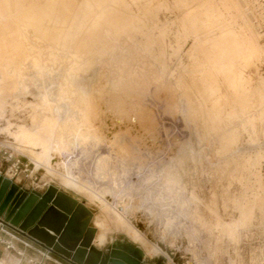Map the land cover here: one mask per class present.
<instances>
[{
  "label": "rangeland",
  "instance_id": "rangeland-1",
  "mask_svg": "<svg viewBox=\"0 0 264 264\" xmlns=\"http://www.w3.org/2000/svg\"><path fill=\"white\" fill-rule=\"evenodd\" d=\"M0 14L10 26L0 29L3 176L20 177L38 195L53 185L83 201L92 243L106 253L118 242L139 246L147 264H264V0H0ZM23 21L65 55L82 56L74 79L63 77L65 55L31 48ZM117 53L147 66L150 91L140 100L156 118L154 152L124 160L104 128L74 168L94 193L64 188L61 171L45 175L30 161L53 125L46 106L95 94L102 67L118 66ZM104 85L109 91L112 81ZM68 114L77 119L76 108ZM187 141L196 159L168 192L147 173L158 175ZM243 212L250 222L234 232Z\"/></svg>",
  "mask_w": 264,
  "mask_h": 264
},
{
  "label": "bare ground",
  "instance_id": "bare-ground-1",
  "mask_svg": "<svg viewBox=\"0 0 264 264\" xmlns=\"http://www.w3.org/2000/svg\"><path fill=\"white\" fill-rule=\"evenodd\" d=\"M44 26H46V23L41 21L37 27V29H39L38 32L44 29ZM3 28L8 30L10 26L8 21L4 20V17L0 14V29ZM32 29L26 21L22 22L20 33L32 44L31 48H38L39 51L42 52L44 47L51 46L44 39L36 36V33H34ZM51 47L56 50L59 56L62 54L65 55L60 46L55 45ZM117 55L119 57L118 66L113 71H111V68L108 66L102 67L101 71L99 70L101 75L103 74L101 78L102 83L96 87L95 94H80L74 96L69 101L55 100L53 102H48L46 106L51 112L53 125L50 128L49 137H47L48 141L38 143L40 151L34 153L30 161L35 168L42 171L45 175H52V173L57 170L61 171L63 175L62 187L64 188L70 189L73 187L82 191H91L94 193L91 187L81 182V179L79 180L78 175L74 172V168L78 165L80 156L85 154V149H87L86 146L89 145V147H91L90 144H95L105 137L102 132L104 128L108 131V138L110 137V139H112L111 142H107L108 145L115 150L117 156H122L124 160H128L131 155L134 156L136 153L142 155L145 150L147 152L153 151V148L156 146L151 143L149 133L151 123H154L156 118L154 119L151 112L148 111L147 108H144L145 106H142L140 100L142 96L147 95L150 91V84H148L150 80L148 76L150 75L147 76V66L139 61L133 63L131 58H125L123 54L120 55L117 53ZM115 56L116 54L112 57ZM62 58L65 63L62 73L63 77L70 81L74 79L76 72L81 70L80 65L84 63L82 56L77 53L69 52ZM111 60H114V58ZM117 71H119V73ZM112 72H117V76L113 75ZM107 78L112 81L109 91H105L104 87L105 79ZM113 82H115L116 85L113 84ZM153 88H155V86H153ZM125 97L132 98L131 103L129 102V105H131L130 107H127ZM170 105H172L170 107L171 110L176 112L175 115L178 114L177 105L174 106L173 102H170L169 106ZM72 107L76 108L77 119L75 121L72 120L68 114ZM103 116L108 118L107 122L101 119ZM174 152L173 155L169 154L167 157L164 156L167 165H169L168 163L172 165H166L163 168L161 165V169H157L159 172L158 175H156V172L154 173L151 168H149V171L147 170V176L158 178L160 187H163V189L168 192L174 187L181 186V174L179 175L178 173L184 169L189 161H195L196 159V155L188 141L180 143L177 147L175 146ZM123 171L124 170H121V172ZM9 172H11V169L8 170V173ZM17 179H20V177H17L16 180ZM113 183L115 184V181ZM117 214L121 216L120 212ZM250 219L251 214L249 212L241 213L237 223L232 226L234 232H236L237 226H243L249 223ZM137 248L140 250L141 256L145 257L141 248L139 246H137Z\"/></svg>",
  "mask_w": 264,
  "mask_h": 264
},
{
  "label": "water",
  "instance_id": "water-1",
  "mask_svg": "<svg viewBox=\"0 0 264 264\" xmlns=\"http://www.w3.org/2000/svg\"><path fill=\"white\" fill-rule=\"evenodd\" d=\"M92 212L50 185L38 195L0 174V223L73 264H147L136 246L114 242L106 253L92 244Z\"/></svg>",
  "mask_w": 264,
  "mask_h": 264
},
{
  "label": "crops",
  "instance_id": "crops-1",
  "mask_svg": "<svg viewBox=\"0 0 264 264\" xmlns=\"http://www.w3.org/2000/svg\"><path fill=\"white\" fill-rule=\"evenodd\" d=\"M2 175V172H0ZM10 174V172H9ZM7 176V175H5ZM4 176V177H5ZM12 182L18 184L23 189L38 194V191L32 187L29 188L21 184V180L9 177ZM10 244L12 248H7ZM99 249L98 246L92 243ZM0 263L2 264H73L61 255L42 247L35 241L21 235L20 233L0 224Z\"/></svg>",
  "mask_w": 264,
  "mask_h": 264
},
{
  "label": "built area",
  "instance_id": "built-area-1",
  "mask_svg": "<svg viewBox=\"0 0 264 264\" xmlns=\"http://www.w3.org/2000/svg\"><path fill=\"white\" fill-rule=\"evenodd\" d=\"M12 168H14V170L15 171H17V169H18V163H14V164H12ZM16 173L14 172L13 173V175H15ZM1 224V223H0ZM1 225H3V224H1ZM6 247L7 248H12V246L10 245V244H6Z\"/></svg>",
  "mask_w": 264,
  "mask_h": 264
},
{
  "label": "flooded vegetation",
  "instance_id": "flooded-vegetation-1",
  "mask_svg": "<svg viewBox=\"0 0 264 264\" xmlns=\"http://www.w3.org/2000/svg\"><path fill=\"white\" fill-rule=\"evenodd\" d=\"M111 248V247H110Z\"/></svg>",
  "mask_w": 264,
  "mask_h": 264
}]
</instances>
